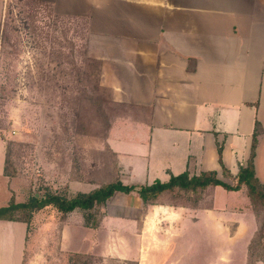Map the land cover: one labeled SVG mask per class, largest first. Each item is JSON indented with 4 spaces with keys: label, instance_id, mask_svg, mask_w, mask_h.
<instances>
[{
    "label": "rangeland",
    "instance_id": "1",
    "mask_svg": "<svg viewBox=\"0 0 264 264\" xmlns=\"http://www.w3.org/2000/svg\"><path fill=\"white\" fill-rule=\"evenodd\" d=\"M6 7L0 18V135L10 173L17 175V201L88 195L116 172L139 185L180 173L156 159L145 170L144 146L151 137L141 131L133 138L126 124H117L141 111L115 102L113 89L102 85L98 57L106 50L92 30L91 14L70 11L68 0H14ZM109 124L115 126L110 145L132 152L122 159L124 167L108 145ZM4 156L0 143V167ZM218 177L231 183L222 173ZM7 182L0 174V208L10 198ZM202 202L200 210L148 208L135 192H117L89 211L64 215L48 206L33 213L29 227L0 222V264H19L21 245L25 264H75L73 253L91 255L83 264L264 261L260 241L253 240L259 229L255 214L237 213L246 212L243 192L218 188Z\"/></svg>",
    "mask_w": 264,
    "mask_h": 264
},
{
    "label": "crops",
    "instance_id": "2",
    "mask_svg": "<svg viewBox=\"0 0 264 264\" xmlns=\"http://www.w3.org/2000/svg\"><path fill=\"white\" fill-rule=\"evenodd\" d=\"M13 1L0 0V18ZM68 4L72 12L91 14L92 30L101 35L106 50L98 57L102 85L113 89L115 102L141 111L117 124H126L133 138L141 131L152 138L144 146L149 154L145 170H151L156 159L181 168L177 175L220 174L222 165L236 175L248 165L257 130L253 165L264 184V0H68ZM0 143L5 152L0 174L10 192L1 208L12 201L25 204L17 201L18 189L13 188L17 177L6 173L7 143L1 135ZM110 149L124 167L122 159L132 152L121 153L112 145ZM129 169L134 171V166ZM118 177L125 185H139L124 182L120 172ZM246 202L247 206V198ZM20 251L18 262L25 264L22 245ZM260 262L264 263L255 264Z\"/></svg>",
    "mask_w": 264,
    "mask_h": 264
},
{
    "label": "trees",
    "instance_id": "3",
    "mask_svg": "<svg viewBox=\"0 0 264 264\" xmlns=\"http://www.w3.org/2000/svg\"><path fill=\"white\" fill-rule=\"evenodd\" d=\"M110 128L111 126L109 124L107 131ZM259 135V131L256 130L253 136L251 155L246 167H241L236 175H232L222 165V175L232 184L222 181L216 172H204L198 176H190L189 173H182L177 176H172L168 182L156 181L151 185L129 186L125 185L119 179L118 172H116L113 181L94 190L88 195L77 196L72 199H64L56 195H46L44 199L33 196L32 200L27 201L25 204H16L12 201L9 206L0 209V219L23 221L30 226L35 211H39L48 206H54L64 215L73 213L76 210L89 211L95 207L104 205L117 192L123 194L135 192L139 195L144 206L148 208L166 205L170 208L200 209L203 205V197L210 194L214 189L221 187L229 192H245L248 200L246 211H252L259 224V229L254 235L253 240L260 241L263 248L262 256H264V184L257 179L253 165ZM9 161L7 147L6 173L8 176L16 177L17 175L10 173ZM23 213L27 216L29 214V216L25 218L21 217ZM255 240L254 243L256 242ZM89 256L91 255L73 253L72 261L75 264H83ZM256 262L251 261L250 264H255Z\"/></svg>",
    "mask_w": 264,
    "mask_h": 264
}]
</instances>
